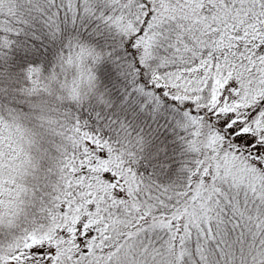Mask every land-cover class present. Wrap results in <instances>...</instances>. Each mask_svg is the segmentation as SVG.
Segmentation results:
<instances>
[{"label":"snow or ice","instance_id":"6c2138e0","mask_svg":"<svg viewBox=\"0 0 264 264\" xmlns=\"http://www.w3.org/2000/svg\"><path fill=\"white\" fill-rule=\"evenodd\" d=\"M0 264H264V0H0Z\"/></svg>","mask_w":264,"mask_h":264}]
</instances>
